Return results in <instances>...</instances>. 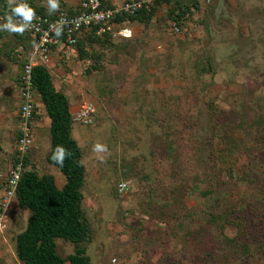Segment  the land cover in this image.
<instances>
[{
    "label": "rangeland",
    "instance_id": "374dc122",
    "mask_svg": "<svg viewBox=\"0 0 264 264\" xmlns=\"http://www.w3.org/2000/svg\"><path fill=\"white\" fill-rule=\"evenodd\" d=\"M17 3L49 13L47 0ZM11 14L0 0V24ZM125 25L129 37L90 30L54 46L44 66L70 110L94 107L90 121L70 124L84 168L89 264H264V0H161L149 18ZM30 49L27 33L0 30V195ZM36 110L25 168L60 187L64 176L45 161L49 119L42 104ZM15 201L0 264H22L14 240L28 211ZM54 241L59 256L73 251Z\"/></svg>",
    "mask_w": 264,
    "mask_h": 264
},
{
    "label": "trees",
    "instance_id": "16d2710c",
    "mask_svg": "<svg viewBox=\"0 0 264 264\" xmlns=\"http://www.w3.org/2000/svg\"><path fill=\"white\" fill-rule=\"evenodd\" d=\"M160 1L155 0L150 10H139L127 20L149 18ZM38 9L40 11L35 12L49 14ZM180 16L176 14L171 23L178 25ZM58 39L61 40L62 37ZM44 66L34 65L31 68V77L49 118V151L45 155V161L61 172L64 182L58 188L50 174L38 176L34 171L27 169L21 174L15 189V199L19 208L28 211V216L23 230L15 236V254L22 264H66V261L68 264H89L84 244L89 240L90 230L80 208V188L84 171L80 149L70 135L71 120L67 101L53 88ZM57 146H63L71 153V156L64 160L63 166L52 159ZM56 238L68 240L73 244V251L64 258L55 251Z\"/></svg>",
    "mask_w": 264,
    "mask_h": 264
},
{
    "label": "built area",
    "instance_id": "2783aa9c",
    "mask_svg": "<svg viewBox=\"0 0 264 264\" xmlns=\"http://www.w3.org/2000/svg\"><path fill=\"white\" fill-rule=\"evenodd\" d=\"M154 2L155 0H122L118 4L109 5L102 0H76V8L71 12L62 9L52 14L35 12L31 27L24 31L31 38V49L18 75L17 136L14 140L12 162L0 195V238L10 202L15 198L17 182L26 170L25 160L32 145L38 93L32 83L31 68L38 64L45 65L49 61L51 45L60 36L65 45L75 44L80 34L90 30L94 34L107 37H129L130 29L125 25L127 18L139 10H150ZM54 26L60 27V35H57ZM169 27L174 32L179 29L175 23H170ZM68 110L71 122L77 123L90 121L94 114V107L88 102L78 104L74 110Z\"/></svg>",
    "mask_w": 264,
    "mask_h": 264
},
{
    "label": "clouds",
    "instance_id": "9594fccd",
    "mask_svg": "<svg viewBox=\"0 0 264 264\" xmlns=\"http://www.w3.org/2000/svg\"><path fill=\"white\" fill-rule=\"evenodd\" d=\"M8 5L11 8L12 14L6 16V22L0 24V30L23 34V32L28 30L32 25L36 16L35 10L26 3L18 4L17 0H8ZM47 8L50 14L57 11L59 9V0H47ZM54 27L57 35H60V27ZM94 151H106V146L97 144L94 146ZM70 156L71 153L67 149L63 146H57L56 150L53 152L52 159L63 166L64 160ZM121 187H123V185Z\"/></svg>",
    "mask_w": 264,
    "mask_h": 264
},
{
    "label": "crops",
    "instance_id": "0c3cea01",
    "mask_svg": "<svg viewBox=\"0 0 264 264\" xmlns=\"http://www.w3.org/2000/svg\"><path fill=\"white\" fill-rule=\"evenodd\" d=\"M66 4L67 3H69V4H67V5H71V4H73L74 5V7H72L71 9H69L70 11L69 12H71V11H73L75 8H76V0H63ZM104 1V0H103ZM105 2V1H104ZM106 3V2H105ZM118 3H120L119 1L118 2H114V1H112V2H110V3H106V4H118ZM45 4L46 3H41V6H45ZM68 11V10H67ZM56 12V11H55ZM52 13H54V12H52ZM51 13V14H52ZM50 14V13H49ZM83 34V33H82ZM82 34H80V36L82 35ZM79 36V37H80ZM31 39V38H30ZM65 44L61 41V40H59V39H56L55 40V42L51 45V51H50V58H51V52H52V48L54 47V46H59V47H62V46H64ZM46 65V64H45ZM41 104V102H40V98H39V94H38V102H37V104ZM48 117H46V119H47ZM49 119V118H48ZM48 121V120H47ZM35 123V122H34ZM34 123H33V125H34ZM17 125V124H16ZM32 137H33V133H34V126L32 127ZM48 135V134H47ZM33 139V138H32ZM48 141V140H47ZM49 165H51V164H49ZM64 182V181H63ZM63 184V183H62ZM61 184V185H62ZM60 185V186H61ZM59 188V187H58ZM16 200V199H15ZM15 203H16V201H15Z\"/></svg>",
    "mask_w": 264,
    "mask_h": 264
}]
</instances>
